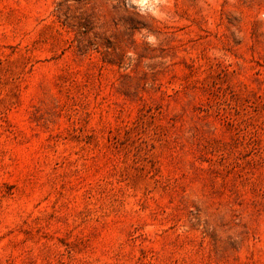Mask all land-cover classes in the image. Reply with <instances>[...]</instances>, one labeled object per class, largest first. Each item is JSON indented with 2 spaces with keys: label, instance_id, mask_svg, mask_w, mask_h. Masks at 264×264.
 <instances>
[{
  "label": "rangeland",
  "instance_id": "obj_1",
  "mask_svg": "<svg viewBox=\"0 0 264 264\" xmlns=\"http://www.w3.org/2000/svg\"><path fill=\"white\" fill-rule=\"evenodd\" d=\"M0 264H264V0H0Z\"/></svg>",
  "mask_w": 264,
  "mask_h": 264
}]
</instances>
